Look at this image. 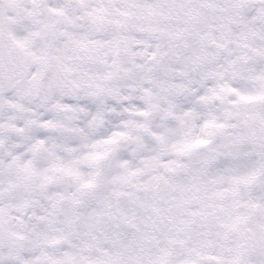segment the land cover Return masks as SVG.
<instances>
[{
    "label": "snow or ice",
    "instance_id": "obj_1",
    "mask_svg": "<svg viewBox=\"0 0 264 264\" xmlns=\"http://www.w3.org/2000/svg\"><path fill=\"white\" fill-rule=\"evenodd\" d=\"M0 264H264V0H0Z\"/></svg>",
    "mask_w": 264,
    "mask_h": 264
}]
</instances>
